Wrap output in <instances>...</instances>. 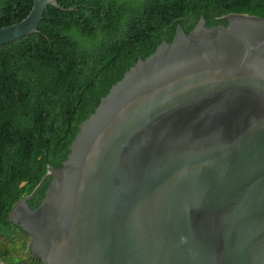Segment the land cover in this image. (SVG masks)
I'll use <instances>...</instances> for the list:
<instances>
[{
	"label": "water",
	"instance_id": "water-1",
	"mask_svg": "<svg viewBox=\"0 0 264 264\" xmlns=\"http://www.w3.org/2000/svg\"><path fill=\"white\" fill-rule=\"evenodd\" d=\"M56 0L0 28L38 32ZM204 18L140 59L82 123L40 206L10 214L45 264H264V18ZM3 264V263H0Z\"/></svg>",
	"mask_w": 264,
	"mask_h": 264
},
{
	"label": "trees",
	"instance_id": "trees-1",
	"mask_svg": "<svg viewBox=\"0 0 264 264\" xmlns=\"http://www.w3.org/2000/svg\"><path fill=\"white\" fill-rule=\"evenodd\" d=\"M56 1L37 33L0 47V237L28 251L24 260L0 250L5 264H45L10 214L27 197L40 206L49 167H63L82 123L140 59L202 18L209 27L228 26L233 13L264 18V0ZM33 3L0 0V28L24 20Z\"/></svg>",
	"mask_w": 264,
	"mask_h": 264
},
{
	"label": "rangeland",
	"instance_id": "rangeland-1",
	"mask_svg": "<svg viewBox=\"0 0 264 264\" xmlns=\"http://www.w3.org/2000/svg\"><path fill=\"white\" fill-rule=\"evenodd\" d=\"M30 242L28 244V248H29ZM0 250L2 252L9 251V254L13 255L16 258H21L24 260L28 259V254H27L28 251L23 249L21 240H17L16 244L14 245L11 240L0 237ZM0 263L2 262L0 261Z\"/></svg>",
	"mask_w": 264,
	"mask_h": 264
}]
</instances>
